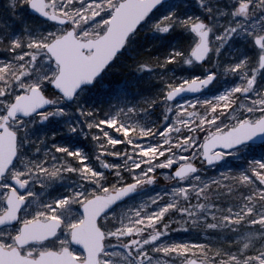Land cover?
<instances>
[{
  "label": "snow or ice",
  "instance_id": "6c2138e0",
  "mask_svg": "<svg viewBox=\"0 0 264 264\" xmlns=\"http://www.w3.org/2000/svg\"><path fill=\"white\" fill-rule=\"evenodd\" d=\"M142 32L155 42L137 48ZM129 52L128 78L106 85ZM183 65L196 74L176 76ZM144 77L158 81L147 95ZM103 88L117 98L107 110L92 99ZM54 120L51 144L32 139ZM64 132L90 138L95 157L55 142ZM258 139L264 0H0V264H264V153L235 174L225 160ZM161 175L170 199L126 204ZM193 229L231 235L167 239Z\"/></svg>",
  "mask_w": 264,
  "mask_h": 264
},
{
  "label": "rangeland",
  "instance_id": "374dc122",
  "mask_svg": "<svg viewBox=\"0 0 264 264\" xmlns=\"http://www.w3.org/2000/svg\"><path fill=\"white\" fill-rule=\"evenodd\" d=\"M179 73H181L182 75L196 74L195 70L193 69V66H189V65H183V67L180 69ZM231 82H232V78L229 77L227 83L230 84ZM155 83L158 85V81H155ZM222 85H223V82L212 86L211 89L206 91L202 96H199V98L203 99L205 96L210 98L211 95L214 92L218 91L221 88ZM223 86H226V85H223ZM101 90L105 92L107 89L103 88ZM130 99H132V98H130ZM192 99H195V98H192ZM133 100H136V99H133ZM104 101H105V104H107V105L109 103L115 105L117 103V98L114 97V98L109 99L107 97V98H105ZM99 106L104 107L105 110H107V106L105 107L104 104L100 103ZM151 118L152 119H156L157 118V114H153V116ZM53 131H56L58 133H62L63 132V122L59 121V120H54L51 123L46 124V125H39L38 124L37 126H35L34 130L32 131V139L35 141L37 138L43 137L45 134H47L48 135L49 144H51L53 142V138L51 137V132H53ZM113 132H115L114 129H113ZM115 135L118 138H120L121 140H123V136H122L121 133H115ZM56 140L59 141L57 143H62V144L66 143V144H68L67 142H69L70 143L69 145H71L73 147L79 146V147L83 148L86 153H88L89 155L93 156V158L95 157L96 146H95V144L93 143V141L90 138L86 139L83 135H70V134H67L66 132H64L62 135H58ZM64 140H65V142H62ZM137 140H138L139 143H142V144H147L149 142V138H146V137L137 136ZM89 146H91V148H92V153H90L88 150H86V148L89 147ZM114 147L117 150L123 151L126 148L131 150L133 148V145L118 144V145H115ZM29 152H31V149H29ZM136 154L139 155V152L137 151ZM260 155L261 154H256L257 158H259ZM242 156L243 155H241V156H231V157L225 158L226 165L230 166V164H231L230 162L231 161L232 162L240 161L243 158ZM105 159H108L110 161L117 162V163L121 162L119 157H113L110 154H106L105 155ZM77 163H78V161H77ZM95 163L97 164V166H99V161H95ZM178 165L179 164H176V166H178ZM246 166H247V164L243 163L242 165H240L238 167H235L232 174H235L238 171L243 170ZM211 170H213V169H211ZM209 172H212V171L208 170L207 174L210 175V176H216L217 175V174L213 175V174H211ZM170 184H171V182L168 181L167 179H165V177L163 175H161L158 178V183L157 184L149 186L150 190H146L145 192L137 195L136 197H134L133 200L126 201V204L139 205V204H142V203H145V202H148L150 204V201H147L146 198L148 196L154 195V193H157V192L160 193L166 199H170L171 197H170V195H168V193H170V188L168 187V185H170ZM37 187H39V185H37ZM241 192H243L244 195H247V192L243 188L241 189ZM116 211L119 212V211H121V209L117 208ZM193 230L195 231L196 229H193ZM188 232L189 231H184V230H181V231H175L174 230L170 234V236L167 237V239H169V240H178V241H188V242H190L192 244H197V242H199V239H204V236H200L198 238V235L194 234V233H192V235L190 237H185L184 234H187Z\"/></svg>",
  "mask_w": 264,
  "mask_h": 264
},
{
  "label": "trees",
  "instance_id": "16d2710c",
  "mask_svg": "<svg viewBox=\"0 0 264 264\" xmlns=\"http://www.w3.org/2000/svg\"><path fill=\"white\" fill-rule=\"evenodd\" d=\"M176 41L184 44L186 43V35L185 34H181L180 36L176 37ZM154 36L152 33H141L140 37H139V42L136 45L137 48L140 47H145L150 43H154ZM158 51L163 52L164 49L163 48H157ZM132 53H126L124 57H121L120 60L117 62L116 65L113 66V68L110 70L109 74L106 77L105 80V84L108 85H115L117 82L119 81H123L125 79L128 78V73H129V69L127 67H125V65L128 63L127 61V57L131 56ZM153 55H155V53H153ZM175 67V66H174ZM183 67V66H182ZM182 67H176L175 68V74L176 76H180L182 75L181 73H179L180 69ZM153 85H157L155 83L154 80L149 81V79L147 77L144 78H140L139 79V90L142 94L147 95L149 94L151 91L154 90ZM107 90L104 92L101 89L97 90L93 93V100H95V102L97 103V105L100 103L104 104L105 107L107 106V104H105V98H114V96L110 95L111 92V88H106ZM129 98L132 99H139V96L137 95H130ZM56 142H58V140H56ZM83 144V143H82ZM86 150H88L90 153H92V148L91 146L87 147ZM264 153V145L261 146H253L252 149L250 150V152H248L247 154H244L242 157V159L240 161H234V162H230V166H227V168H231L232 169V173L235 167H238L240 165H242L243 163L247 164L249 161H251V159L253 157L257 158L256 154H262ZM226 167H219V168H211L208 169L212 172H209L211 174H217L218 172H226ZM241 192V189L239 190ZM237 195H239V192L237 193ZM233 202H238V201H233ZM177 226L174 224L173 228L175 229ZM192 233L197 234L198 238L200 236H204V239H199V242L197 243H219L220 242V238L227 234V235H231V233H223L220 232L219 230H209L207 234H205L203 231H199V230H191L189 231L187 234H184L185 237H190L192 235ZM197 238V239H198ZM194 240V239H193Z\"/></svg>",
  "mask_w": 264,
  "mask_h": 264
},
{
  "label": "water",
  "instance_id": "95a60500",
  "mask_svg": "<svg viewBox=\"0 0 264 264\" xmlns=\"http://www.w3.org/2000/svg\"><path fill=\"white\" fill-rule=\"evenodd\" d=\"M199 95H201V93L200 92H186V93H183L182 94V97L184 98V99H186V98H194V97H197V96H199ZM262 143H264V141H261V140H256L255 142H254V145H260V144H262ZM173 171H174V169H173Z\"/></svg>",
  "mask_w": 264,
  "mask_h": 264
}]
</instances>
